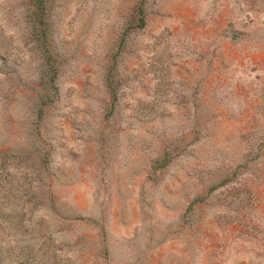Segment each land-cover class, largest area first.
<instances>
[{"label":"rangeland","instance_id":"1","mask_svg":"<svg viewBox=\"0 0 264 264\" xmlns=\"http://www.w3.org/2000/svg\"><path fill=\"white\" fill-rule=\"evenodd\" d=\"M0 264H264V0H0Z\"/></svg>","mask_w":264,"mask_h":264},{"label":"trees","instance_id":"2","mask_svg":"<svg viewBox=\"0 0 264 264\" xmlns=\"http://www.w3.org/2000/svg\"><path fill=\"white\" fill-rule=\"evenodd\" d=\"M38 23L40 24V25H42V21H38ZM143 25H144V21L142 20V18L139 20V26L138 27H143Z\"/></svg>","mask_w":264,"mask_h":264}]
</instances>
